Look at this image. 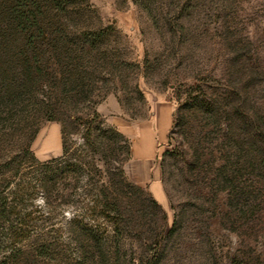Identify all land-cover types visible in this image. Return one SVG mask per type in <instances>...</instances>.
<instances>
[{"label":"rangeland","instance_id":"obj_1","mask_svg":"<svg viewBox=\"0 0 264 264\" xmlns=\"http://www.w3.org/2000/svg\"><path fill=\"white\" fill-rule=\"evenodd\" d=\"M156 102L159 194L121 131ZM64 138L73 177L23 201L21 264H264V0H0V189Z\"/></svg>","mask_w":264,"mask_h":264},{"label":"trees","instance_id":"obj_2","mask_svg":"<svg viewBox=\"0 0 264 264\" xmlns=\"http://www.w3.org/2000/svg\"><path fill=\"white\" fill-rule=\"evenodd\" d=\"M84 141L88 144L86 137ZM74 159L75 156L70 152V146L64 138L60 157L36 163L39 168L35 172L23 173L19 166L7 181L6 186L0 189V222L3 224L0 228V264H21L26 255L21 246L37 234L29 226L32 215L37 211L28 210L29 205L24 204L23 201L30 199L40 187L47 192V188L54 187L58 181L71 180L76 166L73 163ZM64 187L62 199L65 196L69 199L73 195L74 188L71 182L65 183ZM64 202L68 203V201ZM34 244L43 248L52 246L54 243L42 235L34 240ZM32 252L31 255L34 257L39 251L34 248Z\"/></svg>","mask_w":264,"mask_h":264},{"label":"crops","instance_id":"obj_3","mask_svg":"<svg viewBox=\"0 0 264 264\" xmlns=\"http://www.w3.org/2000/svg\"><path fill=\"white\" fill-rule=\"evenodd\" d=\"M174 125V106L156 102L146 120L126 123L121 129L130 142V155L124 165L128 180L148 186L159 194L162 188L161 156Z\"/></svg>","mask_w":264,"mask_h":264}]
</instances>
